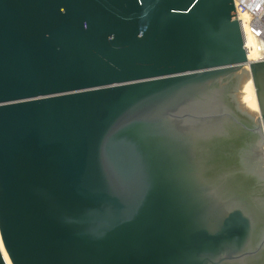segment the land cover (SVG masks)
<instances>
[{"label":"water","instance_id":"95a60500","mask_svg":"<svg viewBox=\"0 0 264 264\" xmlns=\"http://www.w3.org/2000/svg\"><path fill=\"white\" fill-rule=\"evenodd\" d=\"M260 144L233 0H0L9 264H264Z\"/></svg>","mask_w":264,"mask_h":264},{"label":"built area","instance_id":"2783aa9c","mask_svg":"<svg viewBox=\"0 0 264 264\" xmlns=\"http://www.w3.org/2000/svg\"><path fill=\"white\" fill-rule=\"evenodd\" d=\"M233 3L234 16L242 32L246 56L248 48H246L247 39L244 28L249 26L248 34L253 37L258 51L262 53V56L254 61L264 60V0H233Z\"/></svg>","mask_w":264,"mask_h":264},{"label":"bare ground","instance_id":"6f19581e","mask_svg":"<svg viewBox=\"0 0 264 264\" xmlns=\"http://www.w3.org/2000/svg\"><path fill=\"white\" fill-rule=\"evenodd\" d=\"M248 28H249V26H246L244 28V30L246 32V39H247L246 48H248L247 60H248V62H250V61L258 60V57L262 56L261 55L262 53L260 51H258L257 43L254 41L253 37L250 34H248ZM240 99H241L242 106L246 111H248L249 113H251L255 116L258 115V111H257L256 103L254 100V95H253L250 79L248 76H246L243 79V82L241 85ZM263 155H264V147H263ZM0 251H1L2 256L5 260V263L9 264L5 254L1 248V245H0Z\"/></svg>","mask_w":264,"mask_h":264},{"label":"flooded vegetation","instance_id":"af4514ba","mask_svg":"<svg viewBox=\"0 0 264 264\" xmlns=\"http://www.w3.org/2000/svg\"><path fill=\"white\" fill-rule=\"evenodd\" d=\"M262 162L264 163V155L263 146L260 144L259 146L253 147L248 152V164L252 166V168L257 169L262 167Z\"/></svg>","mask_w":264,"mask_h":264}]
</instances>
